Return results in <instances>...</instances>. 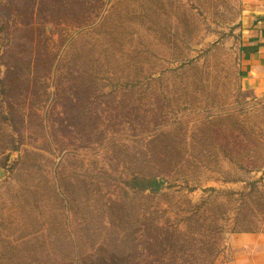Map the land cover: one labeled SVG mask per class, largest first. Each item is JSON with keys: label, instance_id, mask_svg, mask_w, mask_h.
I'll return each instance as SVG.
<instances>
[{"label": "rangeland", "instance_id": "rangeland-1", "mask_svg": "<svg viewBox=\"0 0 264 264\" xmlns=\"http://www.w3.org/2000/svg\"><path fill=\"white\" fill-rule=\"evenodd\" d=\"M241 19L242 0H0V264L59 263V224L76 264H118L127 224L141 228L129 264H199L208 251L188 246L202 239L229 264L232 235L264 239V212L256 233L210 236L230 193L254 182L264 200V98L241 86ZM140 173L163 192L132 197L121 180ZM68 177L90 192L65 219Z\"/></svg>", "mask_w": 264, "mask_h": 264}, {"label": "trees", "instance_id": "trees-1", "mask_svg": "<svg viewBox=\"0 0 264 264\" xmlns=\"http://www.w3.org/2000/svg\"><path fill=\"white\" fill-rule=\"evenodd\" d=\"M242 52L243 51L241 49V53ZM74 57L78 59L79 61H82L84 64H90V62H92L94 58L92 55H89V57H87L86 53L83 50L75 52ZM92 81L94 82V84L97 85L101 80L92 79ZM126 86L133 87V82L130 79H127ZM68 179L69 180L66 181L67 183H64V186H62V180L60 179V183L58 184V187L60 189L59 188L57 189V193L55 195L57 198V202L59 203L58 208L61 209L60 210L61 212L64 211L65 219L68 217V213H69L67 207L69 209L73 208V207H69L68 205L73 206L78 201V197L75 196L74 193H77V192L83 193L84 197L89 198L88 193L90 192V189H89L90 187L87 186L89 187L87 188L86 187L87 182H84V181L82 182L83 185H85L84 189L82 188L81 183H79L80 184L79 186L81 187L76 192L75 191L76 188L71 183V180L73 179H71L70 177H68ZM121 181L122 183L124 182V187L128 191H130L131 194L133 195L132 197H135V198L137 197L141 198L144 196L151 197V198L156 197L163 192V190L165 189V183H166L161 178H158L154 175L143 174V173L131 176L129 180L122 179ZM47 182H50V181L47 180ZM68 187L71 188L70 190L71 199H64V197H60L61 194L69 192ZM93 192H96V191L93 190L92 193ZM124 194L125 196H127L126 191ZM260 195H261V192L259 191V188H257L256 183L251 182L248 184V188H246V190L241 191V192H232L229 194L230 198L228 200L229 205H227V208H224L225 204L223 203L215 204L214 209L211 210V212L216 213L217 210H219V212H217L216 215L213 217V223L215 225H218L219 221L224 222V223L229 222V225H227V228L225 227V229L224 227H219V229L216 227L215 229H213L210 235L211 240L214 239L212 236H214L215 233L220 234L224 230L226 232H229L230 234H251V233H256L260 231L261 228H260V224L258 223L257 219L263 220L262 214L264 212V209H262V206L264 205V202L262 201L264 200L262 199ZM58 208L56 209L58 210ZM142 208L143 207L139 208V212ZM146 212L147 211H145L144 214ZM150 214L152 215L151 219L152 218L154 219L155 216L157 215L156 213H150ZM227 215H230L229 219H227L226 217ZM79 216H84V214L81 213ZM130 219L136 226L143 225L145 227V231L150 229V226L147 223V220L144 219L140 221L139 215L131 214ZM207 220H208L207 217H202V218L183 217L184 223H190L193 221V224L198 225L199 227L201 226V223H199V221L206 222ZM57 227L58 229H57L56 236H55L56 244L54 248V250L57 252V256L59 260V263L57 264H76L74 260H77V257L79 255L77 253V251L79 250V247L77 246L75 247L73 245V239H72L71 234L67 233V231L64 230L62 224H59ZM140 232H141V228H138V227L129 228L128 224L127 226L121 228V230L119 231V234L117 235V239L111 245H113L114 248L120 247L121 249H123V251L129 248L128 250L129 252L127 254L124 253L121 259L118 256L114 257L118 261V264H129L130 263L131 257H132V249L136 247V245L134 246V240L136 236H140L138 235ZM176 238H179V237L170 235V239H169L168 235L166 236L167 248L176 246L177 250L179 251V255H181V253L184 254L188 250L186 247L185 248L183 247L182 249V245H178L176 240H174ZM107 247H109V245ZM188 248H195L194 249L195 254H202L208 251V253H205L202 256V259L200 260L202 262H200L199 264H214L222 247L218 246L216 243H212V241L208 239L207 240L202 239V241L199 240L198 244L192 243L191 245L188 246ZM109 252L110 254H112L111 251ZM211 256H212V259L208 261L209 257ZM80 257L81 255H79V258ZM186 262L188 263L189 261L186 260L185 263ZM169 264H173V263L171 262Z\"/></svg>", "mask_w": 264, "mask_h": 264}, {"label": "crops", "instance_id": "crops-1", "mask_svg": "<svg viewBox=\"0 0 264 264\" xmlns=\"http://www.w3.org/2000/svg\"><path fill=\"white\" fill-rule=\"evenodd\" d=\"M241 86L256 98H264V0H242ZM234 256L229 264H264V239L232 235Z\"/></svg>", "mask_w": 264, "mask_h": 264}]
</instances>
